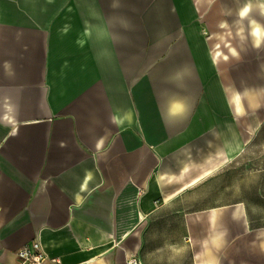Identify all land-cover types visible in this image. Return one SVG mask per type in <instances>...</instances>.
<instances>
[{
	"label": "crops",
	"instance_id": "crops-1",
	"mask_svg": "<svg viewBox=\"0 0 264 264\" xmlns=\"http://www.w3.org/2000/svg\"><path fill=\"white\" fill-rule=\"evenodd\" d=\"M244 2L206 27L194 0H0V264H264Z\"/></svg>",
	"mask_w": 264,
	"mask_h": 264
},
{
	"label": "rangeland",
	"instance_id": "rangeland-1",
	"mask_svg": "<svg viewBox=\"0 0 264 264\" xmlns=\"http://www.w3.org/2000/svg\"><path fill=\"white\" fill-rule=\"evenodd\" d=\"M244 1L245 0H194L195 5L197 7H199L200 11H202L201 15L202 16L205 15V16H203L202 19H203L204 25L206 27L214 26L215 20L217 21L219 19H222L223 17H224V19H225V17L229 18L230 13L225 12L224 9L228 10L230 3L234 4V2H235V4H236V2H237L239 5L242 6L245 3ZM235 4L232 7V9L235 7ZM217 6H219V8H217ZM217 10H219V12H215ZM224 14L227 16H225ZM208 32H209V30H208ZM252 149H264V148H261V147L255 148L254 147ZM258 156L259 155L256 153H251L250 158L251 157L257 158ZM246 162H248V160H246Z\"/></svg>",
	"mask_w": 264,
	"mask_h": 264
},
{
	"label": "built area",
	"instance_id": "built-area-1",
	"mask_svg": "<svg viewBox=\"0 0 264 264\" xmlns=\"http://www.w3.org/2000/svg\"><path fill=\"white\" fill-rule=\"evenodd\" d=\"M17 255L22 264H43L48 258V254L39 240L31 241L30 244L19 248ZM130 262L131 264H138L136 258H132Z\"/></svg>",
	"mask_w": 264,
	"mask_h": 264
},
{
	"label": "clouds",
	"instance_id": "clouds-1",
	"mask_svg": "<svg viewBox=\"0 0 264 264\" xmlns=\"http://www.w3.org/2000/svg\"><path fill=\"white\" fill-rule=\"evenodd\" d=\"M251 7H252L251 4H246L241 9V13H240L241 17L246 16L249 10L251 9ZM260 8H261L262 14H264V0H261ZM250 24L253 25L251 35L254 37V46L256 48H259L261 44L264 43V27L258 25L255 20L250 21ZM3 68H4V72L6 75L14 71L10 63L7 61L4 63Z\"/></svg>",
	"mask_w": 264,
	"mask_h": 264
}]
</instances>
